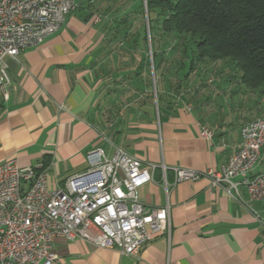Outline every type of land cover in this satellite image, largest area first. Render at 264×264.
Masks as SVG:
<instances>
[{
  "label": "crops",
  "instance_id": "obj_1",
  "mask_svg": "<svg viewBox=\"0 0 264 264\" xmlns=\"http://www.w3.org/2000/svg\"><path fill=\"white\" fill-rule=\"evenodd\" d=\"M76 1L56 32L6 58L10 83L0 89V163L14 159L25 167L47 160L53 188L85 170L90 151L110 155L121 148L157 165L137 196L149 207L168 204L171 227L132 255L57 237L52 247L63 264H264V201L251 199L242 184L229 194L206 177L173 182L176 167L220 170L240 140V126L263 116L259 102L229 108L225 101L227 111L215 116L209 99L220 84L204 98L198 86L188 96L159 88V105L153 71V96L145 100L143 70L138 75L109 65L100 50V21L93 22L87 0ZM203 128L210 138L201 135ZM263 169L264 160L256 166Z\"/></svg>",
  "mask_w": 264,
  "mask_h": 264
},
{
  "label": "built area",
  "instance_id": "obj_2",
  "mask_svg": "<svg viewBox=\"0 0 264 264\" xmlns=\"http://www.w3.org/2000/svg\"><path fill=\"white\" fill-rule=\"evenodd\" d=\"M76 7V0H0V89L10 83L6 58L40 44ZM201 135L210 138L211 133L203 128ZM239 136L220 170L176 167L173 182L206 177L229 194L242 184L251 199L264 201V169L256 170L264 160V115L240 126ZM87 162L85 170L53 188L42 164L0 163V264H63L52 247L57 237L132 255L155 234H169V205L149 207L137 196L153 180L156 164L121 148L110 155L102 148L92 150ZM236 176L241 178L233 182Z\"/></svg>",
  "mask_w": 264,
  "mask_h": 264
},
{
  "label": "trees",
  "instance_id": "obj_3",
  "mask_svg": "<svg viewBox=\"0 0 264 264\" xmlns=\"http://www.w3.org/2000/svg\"><path fill=\"white\" fill-rule=\"evenodd\" d=\"M95 1L98 5L110 2ZM95 1L87 0V6H93L91 3ZM119 1L111 0V6L116 5L114 8L126 9L121 17L113 20L116 41L124 45L118 52L122 59L117 60L128 63L116 67L132 68L138 75V71L143 70L145 100L153 96L151 71L160 105L159 88L178 92L182 81L196 73L197 65L225 59L240 71V83L248 91L264 97V0H139L136 10L129 7L130 0ZM120 4L123 7H119ZM109 8L108 5L105 11ZM144 12L151 32L150 54ZM92 13L90 10V15ZM136 16L139 20L133 26ZM100 25L108 34L110 24L102 21ZM157 31L172 43L171 52L161 49ZM46 163L47 160H43V165Z\"/></svg>",
  "mask_w": 264,
  "mask_h": 264
},
{
  "label": "rangeland",
  "instance_id": "obj_4",
  "mask_svg": "<svg viewBox=\"0 0 264 264\" xmlns=\"http://www.w3.org/2000/svg\"><path fill=\"white\" fill-rule=\"evenodd\" d=\"M95 1V0H93ZM123 0L119 1L122 2ZM129 7H131V10H136L139 0H130ZM77 2V1H76ZM91 6V10L94 14H99L101 20H99V24L104 21V24H110V28L108 30V34L104 33V30H102V38H101V53H104L108 55L109 65H124L125 63H128L126 61H118L117 59H122V57L119 55L118 52L121 51L120 48L124 47V45L117 43V37H115L116 29L113 26V20L118 19L122 16V14L126 11V9L122 8H114L116 5L111 6V0L110 2H105L102 4H97L96 1L92 2L93 4ZM110 6L108 11H105V9ZM99 6V7H98ZM119 7H123V4L118 5ZM117 6V7H118ZM144 15V29L146 33V39H147V50L149 51L148 54L151 53V44H150V28L148 27V19L146 12L143 13ZM139 17H135V19L132 20V25L134 26L136 22H138ZM156 28V27H155ZM134 28L132 27L131 30ZM157 29V28H156ZM156 38L158 39L159 45H161V49L165 50V52H171V42L166 37H162L163 34L161 32L157 31ZM118 36V35H117ZM120 39V38H119ZM105 40V42H104ZM120 41V40H119ZM121 42V41H120ZM196 73L191 74L187 80H183L179 91L184 92V96H188V94L193 91L194 87L198 86V88L202 91V97L204 98V95L207 94L211 90V86L215 85L216 87H219L220 84L223 85L221 90L216 93V95L212 94L209 99V105L214 110L215 116L223 115L222 112L227 111L228 107H233V105L240 104L244 105L246 108L248 104L256 105L255 101H257L258 105L260 106V113L264 115V97L259 95L255 91H248L241 83H240V71L234 67V65L229 62L228 60H220L216 62L211 61H205L204 63L196 66ZM114 68V67H113ZM176 77V76H175ZM173 77L172 79L176 81V78ZM242 87L245 91H242L240 87ZM215 87V88H216ZM178 91V92H179ZM223 91L227 93V97H225ZM221 92V93H220ZM213 93V92H212ZM192 94V93H191ZM224 97H223V96ZM226 99V100H225ZM225 101L228 104V107H224L223 103L225 104ZM243 107V106H242ZM243 107V108H244Z\"/></svg>",
  "mask_w": 264,
  "mask_h": 264
}]
</instances>
